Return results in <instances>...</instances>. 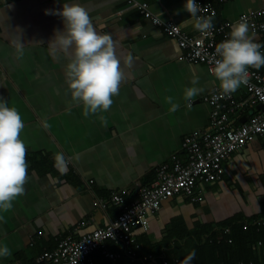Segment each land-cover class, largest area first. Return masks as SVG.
I'll return each instance as SVG.
<instances>
[{"label": "crops", "instance_id": "crops-1", "mask_svg": "<svg viewBox=\"0 0 264 264\" xmlns=\"http://www.w3.org/2000/svg\"><path fill=\"white\" fill-rule=\"evenodd\" d=\"M135 1L146 2L154 15L190 35L199 32L184 11L186 0ZM65 3L84 7L97 33L109 34L115 42L124 78L107 111L85 116L67 86L72 53L58 49L57 59L50 54L52 39L64 30L63 18L55 13ZM212 3L214 21L220 23L262 7L264 0ZM249 36L264 44V34L249 30ZM181 53L174 40L127 0H0V98L23 120L20 139L27 149L28 173L24 194L9 211H0V246L11 250L10 256L0 257V264H33L39 253L54 247L55 237L79 221H87L83 231L102 227L117 208L100 207L95 200L120 188L129 191L131 200L136 185L153 180L156 167L170 163V155L185 162L182 140L193 131L212 129L211 107L202 97L220 83L204 63H190ZM193 86L203 91L189 101L185 89ZM233 95L241 100L247 92L241 86ZM167 97L179 106L175 112L169 110ZM261 106L247 103L229 115L230 124L243 123ZM45 121L50 128L43 127ZM57 153L72 157L66 173L54 167ZM222 168L218 179L198 189L199 201L184 196L165 200L148 215L146 229H133L135 239L157 242L179 217L190 230L235 214H258L264 205V137H253L230 153Z\"/></svg>", "mask_w": 264, "mask_h": 264}, {"label": "built area", "instance_id": "built-area-1", "mask_svg": "<svg viewBox=\"0 0 264 264\" xmlns=\"http://www.w3.org/2000/svg\"><path fill=\"white\" fill-rule=\"evenodd\" d=\"M129 5H135L139 12L175 41L182 51L180 58L190 63H204L207 70L211 69L219 57L215 47L229 38L230 25L237 21H246L253 34H264V5L256 9H248L240 13L234 20L220 23L214 21L216 9L212 0H196L200 7L198 15L209 16L214 13L213 28L207 33L198 32L190 35L171 20H163L154 15L144 1L127 0ZM262 47L264 44L256 42ZM248 84L242 85L246 92L245 99H235L233 93L224 94L221 88L214 87L203 95L210 109L211 130L193 131L182 140V148L186 155L185 162L174 154L170 155V163L162 162L155 169V176L148 184L136 185L135 197L125 198L129 193L125 188L112 191L107 198H99L95 205L105 207L112 205L117 208L113 219L99 228L83 231L87 221L75 223L66 232L55 237V245L49 250L39 253L34 261L36 264H95L93 254L99 252L104 258L115 263L124 252L131 258L136 256L139 245L135 242L133 229L148 227V215L158 210L161 204L170 197L184 196L190 201H199L201 193L198 189L216 179L223 171L222 161L230 153L243 147L256 136L264 137V69H248ZM258 102L262 107L250 113L245 121L237 126L230 124L229 115L247 105ZM112 243L117 251L109 248ZM147 264H167V260L157 259L151 253L140 256ZM9 264H21L14 260ZM132 264V263H125Z\"/></svg>", "mask_w": 264, "mask_h": 264}, {"label": "clouds", "instance_id": "clouds-1", "mask_svg": "<svg viewBox=\"0 0 264 264\" xmlns=\"http://www.w3.org/2000/svg\"><path fill=\"white\" fill-rule=\"evenodd\" d=\"M184 11L194 18V28L200 33L207 34L213 28L215 14L199 16L200 7L196 0H186ZM55 14L63 18L64 30L52 39L54 43L50 54L53 59H57L58 49L72 53L67 64V86L71 97L83 106L85 116L95 114L98 110H109L113 104L112 97L119 94L124 78L112 36L98 34L87 10L79 4L65 3ZM230 29L229 38L215 47L219 58L211 69L226 95L248 84L249 68L259 69L264 66V55L260 52L262 46L249 36L247 22H234ZM193 84H198V81H193ZM202 91V88L196 86L186 88L185 98L191 101ZM167 102L171 105L170 111L178 109L172 97H167ZM43 127L48 129L50 125L45 121ZM23 128L24 123L18 110L8 107L7 101L0 98V211L3 212L9 211L13 201L24 194V186L28 182L25 160L27 149L20 139ZM71 161L72 157L57 153L54 156V167L60 173H66ZM3 219L0 215V221ZM10 255L11 250L6 244L0 246V257ZM195 256L196 252L192 250L187 258L189 264Z\"/></svg>", "mask_w": 264, "mask_h": 264}, {"label": "trees", "instance_id": "trees-1", "mask_svg": "<svg viewBox=\"0 0 264 264\" xmlns=\"http://www.w3.org/2000/svg\"><path fill=\"white\" fill-rule=\"evenodd\" d=\"M262 207L256 215L245 217L235 214L214 224H196L190 230L182 227L179 217L169 223L159 241L150 243L145 239H135L139 245L135 250L136 256L131 258L119 252L120 258L116 262L147 264L141 261L140 256L151 253L157 259H166L167 264H189L187 258L195 250V259L190 264H264V205ZM108 246L117 251L112 243ZM93 259L95 264H107L109 261L99 252L93 254ZM33 264H36L34 260Z\"/></svg>", "mask_w": 264, "mask_h": 264}, {"label": "water", "instance_id": "water-1", "mask_svg": "<svg viewBox=\"0 0 264 264\" xmlns=\"http://www.w3.org/2000/svg\"><path fill=\"white\" fill-rule=\"evenodd\" d=\"M262 107V106H261Z\"/></svg>", "mask_w": 264, "mask_h": 264}]
</instances>
